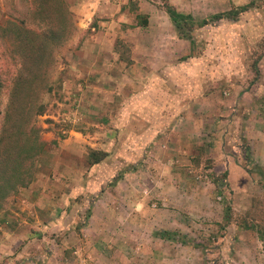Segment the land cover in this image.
<instances>
[{
    "label": "rangeland",
    "instance_id": "obj_1",
    "mask_svg": "<svg viewBox=\"0 0 264 264\" xmlns=\"http://www.w3.org/2000/svg\"><path fill=\"white\" fill-rule=\"evenodd\" d=\"M66 2L74 26L55 50L49 69L53 91L41 95L47 110L36 122L47 145L33 182L3 204L0 239L8 230L20 236L45 234L49 246L65 252L82 248V264H264V243L258 240L264 236V148L259 150L264 146L256 152L252 144H264V0H231V8L253 5L234 20L202 28L196 24L222 8L208 11L206 0H181L183 5L193 2L188 14L195 22L194 45L179 38L170 22L156 48L161 53L175 42L171 59L138 65L131 74L124 34L113 25L112 35L100 38L115 45V61L114 54L93 47L95 39L87 42L90 30L79 29L82 16L75 10L80 0ZM130 5L132 12L135 4ZM22 10V0H0V27ZM126 20L135 22L132 16ZM136 36L144 40L145 32L135 33L133 40ZM9 45L0 38L2 80L6 70L12 72ZM102 54L107 59L99 63ZM144 70L152 78L142 79ZM157 72L165 78L159 79L158 90ZM147 83L176 96L170 99L181 113L174 114L170 105L164 113L144 110V100L137 98L141 107L135 117L129 123L116 121L131 94H142ZM6 101L2 92L0 128ZM177 114L173 131L170 122ZM156 121L162 129L152 143H128L130 134L140 135L145 124ZM71 130L90 133L98 145L75 143V169L68 172L69 156L60 144ZM104 132H113V145H106ZM102 148H109L108 157L98 168L89 166L88 149ZM50 220L52 225L44 224ZM165 220L168 227L162 225ZM163 231L170 232L168 239L161 238ZM5 253L0 248V264ZM72 255L77 256H65Z\"/></svg>",
    "mask_w": 264,
    "mask_h": 264
},
{
    "label": "trees",
    "instance_id": "obj_2",
    "mask_svg": "<svg viewBox=\"0 0 264 264\" xmlns=\"http://www.w3.org/2000/svg\"><path fill=\"white\" fill-rule=\"evenodd\" d=\"M22 2L23 10L18 18L7 19L0 27V38L10 42L7 56L12 67V72L6 70L5 79L0 78V94L5 92L7 95L0 128V210L6 200L29 187L35 179L37 159L47 145L41 139L44 130L36 125L37 118L47 110L41 95L53 91L49 69L55 64L54 53L69 38L74 26V14L66 0ZM252 5L250 2L212 15L198 22L196 27L224 19L234 20ZM164 8L179 38L188 40L192 47L193 17L179 12L173 5L167 4ZM132 10L137 24L146 26L147 17L138 14L136 6ZM107 157L106 151L88 149L87 164L99 165ZM169 233L163 231L160 236L168 239ZM259 237L264 240V236Z\"/></svg>",
    "mask_w": 264,
    "mask_h": 264
},
{
    "label": "crops",
    "instance_id": "obj_3",
    "mask_svg": "<svg viewBox=\"0 0 264 264\" xmlns=\"http://www.w3.org/2000/svg\"><path fill=\"white\" fill-rule=\"evenodd\" d=\"M131 2L135 3V6L137 7V13L146 16L147 17V25L146 26H140L137 24V21L135 20V13L131 12ZM208 3V6H206V10L208 8H218L221 9V12L229 11L231 8V0H206ZM164 3L173 5L179 12L181 13H191L189 9H192L191 6L193 2L189 5L188 3L184 5L182 4L181 0H80V3L75 10V12L82 16V18L78 19V27L80 30H90L92 32L91 40H88L87 42L90 43L94 39L97 41L98 45L95 44L93 47H99V49H103L104 54L106 51L110 52V55H113V59L115 61L119 60L118 55L114 52V46L113 44H108L105 42V40H101L100 38L112 35L109 32V29L115 25V28L117 27V34H124L123 37L125 38V42L127 46L131 50V56L129 57V60L131 61V64H129V67L127 68V72L131 74V70H134L138 65L143 66H149L152 64H163L165 62H168L171 59V52L175 53L173 50V45L175 42H173V45L171 43L166 44L163 46L165 49L159 53L157 52V44L156 39L159 37H164V34L167 32L168 27L170 25L171 20L169 19L165 8L160 7L159 5H163ZM196 4H200V7H202L201 3L199 1H196ZM237 6V5H235ZM208 9V11L210 10ZM199 11H202V8H199ZM167 15V16H166ZM132 16L134 19L131 23H128L126 18ZM127 21V22H126ZM120 23V24H119ZM127 24V26L125 25ZM172 24V22H171ZM173 25V24H172ZM174 28V27H173ZM175 30V28H174ZM144 33L145 32V38H141L144 40H140L138 36L135 37L133 40V36L135 33ZM176 32V31H175ZM174 32V35H175ZM167 35V34H166ZM165 35V36H166ZM178 36V35H177ZM122 37V35H121ZM174 38L175 36L172 35ZM179 37V36H178ZM175 39V38H174ZM180 40V39H177ZM90 47H92L90 45ZM102 54L101 56L97 57L96 60L101 63L104 62L107 57H104ZM161 61V62H160ZM122 63V62H119ZM168 64V65H173ZM172 79H176L175 74V67ZM137 71V68H136ZM135 79H139L138 75H131ZM131 77V78H132ZM147 77L146 70H144L142 79ZM156 77V85L155 88L157 89L160 81L165 79L161 76H159V72H157ZM181 77V76H180ZM179 77V78H180ZM149 78H152L150 76ZM148 77L146 80L149 79ZM161 79V80H159ZM160 87V86H159ZM142 88V87H141ZM155 88H149V83H147V88L142 89L140 95L136 96L135 94H131L129 97V102L126 104V109L122 110V115L117 117L116 121H119L121 123L124 122H130L132 117H135V112H138L139 107L141 105H138L136 103V99L140 98L141 100H144V110H153L155 112H161L162 109L163 113L166 112V106L170 105L173 108H171L174 114L181 113V109L179 108V105H177L174 101H172L171 97H176L168 94L164 90L157 91L154 90ZM130 93V92H129ZM176 95V94H175ZM151 97V98H150ZM135 99V100H134ZM176 100V99H175ZM169 103H168V102ZM177 105V106H176ZM97 105H95L96 107ZM138 107V108H137ZM167 116V113L164 114V117ZM166 119V118H165ZM180 119V115L177 114V117H172V121L170 123H173L174 126L173 131H175V125L176 120ZM177 120V121H178ZM159 121H156L153 126L151 124H145L143 129L141 130L140 135L130 134L129 136V142L133 145H139L141 144H147L152 143V140L156 138L155 136L157 134V130L162 129L160 125H158ZM123 126V125H121ZM171 126V125H170ZM120 127V126H118ZM122 130L120 128L118 132ZM114 131V130H113ZM106 139L108 142H106V145H113L115 143L114 134L113 132H104ZM92 135L90 133L82 132L81 130H71L69 131V135L67 138L63 139L62 144H60V148L68 153V159L66 162V170L68 172H71L75 169L74 164L72 163V159H74V152L73 148L75 147V143L83 144L84 147L89 146L90 148H94V146H97L98 143L92 142ZM113 138V139H112ZM100 144V143H99ZM252 144L256 148L258 146L262 145L259 141L253 140ZM78 148L81 146L78 145ZM108 147V146H107ZM264 147H261L259 150H262ZM80 151V149H79ZM101 151H110L109 148H102ZM260 155V154H259ZM99 165H95L94 168H98ZM43 223V222H41ZM52 225L54 223L53 220H50L49 222H44ZM169 222L166 220L162 223L163 227H168ZM45 226V225H44ZM45 234L40 235V233H37L34 236L32 235H26V236H20L19 234L13 232V231H6V233L3 234L2 238L0 239V248L1 252H7L8 257H6L3 264H79L83 263L84 258H80V251L82 248H76L72 250V252H65L63 248H59V245H53V244H45L44 241H47V238L45 237ZM261 243H264V240L258 239ZM174 246H178L174 243ZM66 253H69L71 255L72 253L77 256H69L66 257ZM77 257V258H76ZM71 260V261H68Z\"/></svg>",
    "mask_w": 264,
    "mask_h": 264
}]
</instances>
